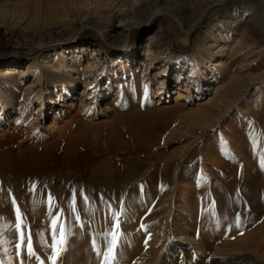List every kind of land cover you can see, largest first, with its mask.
<instances>
[{
	"label": "rangeland",
	"instance_id": "rangeland-1",
	"mask_svg": "<svg viewBox=\"0 0 264 264\" xmlns=\"http://www.w3.org/2000/svg\"><path fill=\"white\" fill-rule=\"evenodd\" d=\"M111 1L0 0V62L28 61L40 48L61 50L69 42H102L111 50L101 36L106 29L104 25L77 31L74 23L64 19V29L58 30L55 26L45 27L42 15L46 8L53 13L69 8L73 19L78 21L87 5ZM143 1L148 6L153 0ZM238 6L249 16L257 13L264 16V0H200L194 10L206 7L207 16L191 31L188 44H184L186 36L178 20L165 11V5L160 7L161 15L152 19L150 27L139 25L132 30L125 47L136 48L141 39L145 44L163 23L167 29L166 43L174 45L177 54H186L198 42L202 29ZM34 8L40 14L38 22L28 24L27 19ZM247 21L245 29L238 28L235 41L238 49L245 52L240 58L242 62L236 65L240 67L237 88L224 90L229 87L227 78L220 85L225 88L219 89L216 98L210 97L212 100L204 105H198L200 102H181L184 104L179 107L175 103L159 105L153 92L148 91L146 79L159 72L160 64L151 75H146V69L139 71L137 85L140 87L134 89L135 84H132L126 88L125 103L119 95L107 100L105 109L111 110L110 115L99 120L87 119L92 124L110 123L116 114L126 115L139 109V99L143 96L158 110L176 107L166 116L168 124L160 132L153 153L137 158L141 166L137 178L117 191L122 196L120 201L114 199L115 191L102 189L104 182L98 176L101 164L95 151L80 152L63 161L56 157L38 168L12 171L3 166L1 160L7 159L12 148H21L24 135L19 127L0 131V264H155L164 257L170 244L166 230L175 222L167 217L171 205L177 204L181 195L174 194L176 187L171 178L169 184L147 191V196H138L129 203L126 199L131 187L141 186L146 177L166 163L171 174L175 168L186 171L193 187L192 194L181 198L189 199L191 204H185V208L193 210V215L181 223L176 233L184 237L193 250H206L203 261L217 248L236 251L237 239L242 232L234 229L257 225L252 219L246 223L235 220L244 210L238 208L233 199L239 192L238 181L248 182L241 169L249 168L251 175L254 171L257 175L264 171V77L251 65L248 67L256 50L250 47L255 22L249 18ZM261 54L264 57V52ZM39 60L41 67L44 66ZM250 84L253 85L250 91L243 94ZM254 91V103L241 110L242 102ZM188 96L194 98L196 95ZM217 104L218 109H214ZM226 106L230 108L226 109ZM76 111L64 117L61 128L71 123ZM36 132L46 131L38 127ZM60 133L45 143L59 138ZM40 144L43 143L37 145ZM102 152L105 158L111 156L105 148ZM157 152L162 155L160 158L153 156ZM221 212L227 217L221 219ZM186 226L192 231H183ZM61 238L63 243H59ZM192 262L198 264L194 259Z\"/></svg>",
	"mask_w": 264,
	"mask_h": 264
},
{
	"label": "bare ground",
	"instance_id": "bare-ground-1",
	"mask_svg": "<svg viewBox=\"0 0 264 264\" xmlns=\"http://www.w3.org/2000/svg\"><path fill=\"white\" fill-rule=\"evenodd\" d=\"M199 2L153 0L148 6L143 0H112L106 4L93 2L87 5L86 12L78 21L73 19L72 9H59L55 13L44 9L45 27L64 29V19L74 23L77 31L104 25L106 29L101 36L111 50L102 42H69L61 50L40 48L30 55L28 61L0 62V131L19 127L24 135L21 148H12L1 164L12 171L28 170L38 168L52 158L58 157L63 161L78 156L80 152L95 151L101 164L98 176L104 182L102 189L115 191L114 199L122 200L117 191L137 178L141 170L137 158L153 153L152 148L158 144L160 132L168 124V113L182 106L184 103L181 102L209 103L216 98L219 89L225 88L220 85L227 78L229 87L224 90L239 86L240 67L236 65L242 62L240 58L245 52L238 49L235 41L238 28H246L247 18L255 22L250 47L256 50L248 67L251 65L264 77V57L261 54L264 44L259 48L264 43V16L259 13L249 16L239 6L202 29L198 42L186 54H177L174 45L166 43L167 29L163 23L158 25L145 44L141 39L143 41L136 48L125 47L132 30L139 25L150 27L152 19L161 15L160 7L165 5V11L178 20L186 36L183 43L188 44L191 31L207 16L206 7L194 10ZM39 16L38 10L32 9L27 23L38 22ZM39 58L44 64L42 67ZM160 64L162 68L159 72L146 79L147 89L153 92L159 105L175 103L176 107L158 110L152 101L143 96L139 99V109L126 115L116 114L110 123L92 124L87 121L110 115L111 110L105 109L107 100L119 95L121 102L125 103L126 88L132 84H135L134 89L140 87L137 85L140 82L139 71L146 69V75H151ZM252 86H246L243 94L249 92ZM194 93V98L188 96ZM262 93L264 95V90ZM254 95L255 91L242 102L241 110L254 103ZM218 107L217 104L214 109ZM229 108L226 106V109ZM76 109L71 123L61 128L64 117ZM38 127L46 132L36 134ZM60 132L62 135L59 138L45 143ZM41 142L43 144L37 145ZM102 148L111 153L109 158H105ZM153 156L160 158L162 155L157 152ZM242 168L243 177L248 182L238 181L239 192L233 199L238 208L244 210L237 214L235 220L246 223L252 219L257 225L234 229L235 232H242L237 239L236 251L217 248L204 261L202 257L206 255V250H193L185 238L176 233L181 223L193 215V210L185 208V204H191L189 199L182 200L183 195L189 196L193 189L186 171L175 168L171 174L166 163L146 177L141 186L131 187L127 203L138 196H147V191L156 186L169 184L171 178L176 187L174 194L181 195L178 203L171 205V213L167 217L175 222L166 230L170 244L164 251V257L155 264H193V259L198 264H264V171L258 173L260 175L254 171L251 175L249 168ZM30 174H33L32 171ZM91 216H96V213H91ZM225 217L227 215L221 212L220 218ZM183 229L192 231L187 226Z\"/></svg>",
	"mask_w": 264,
	"mask_h": 264
},
{
	"label": "snow or ice",
	"instance_id": "snow-or-ice-1",
	"mask_svg": "<svg viewBox=\"0 0 264 264\" xmlns=\"http://www.w3.org/2000/svg\"><path fill=\"white\" fill-rule=\"evenodd\" d=\"M114 239H115V237H114ZM59 243H63V238H61V240L59 241Z\"/></svg>",
	"mask_w": 264,
	"mask_h": 264
}]
</instances>
